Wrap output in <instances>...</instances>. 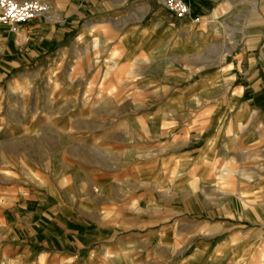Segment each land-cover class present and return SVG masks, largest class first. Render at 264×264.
I'll list each match as a JSON object with an SVG mask.
<instances>
[{
  "label": "rangeland",
  "instance_id": "374dc122",
  "mask_svg": "<svg viewBox=\"0 0 264 264\" xmlns=\"http://www.w3.org/2000/svg\"><path fill=\"white\" fill-rule=\"evenodd\" d=\"M44 1L50 8L35 19L75 20L78 27L45 56L0 72V244H5L3 218L9 213L5 202H10L5 186H28L45 195L53 188L65 205H71L67 195L74 194L88 205L103 206L91 186L120 181L123 189L142 194L132 201L141 232L169 229L163 249L169 264H264V0H187L194 13L182 20L214 37L195 60L205 62L210 51L219 67L213 76L217 89L201 102L231 100L212 106L167 103L196 79L211 77L202 72L182 79L179 50H170L163 78L160 62L139 55L136 69L122 63V52L108 49L92 30L77 37L99 14L140 0H120L105 10L101 0H64L62 16L54 12L55 0ZM152 5L142 23L164 13L171 23L182 21L162 0ZM203 18L205 23L196 26L194 21ZM148 75L161 80L145 90L140 81ZM209 117L222 121L221 132L214 135L209 158L194 162L187 151L200 147L202 132L185 126L197 121L199 127ZM107 203L113 211L123 209ZM221 224L226 228L216 231ZM227 237L229 245L224 240L212 255L196 251L201 241ZM35 254L17 264L49 262Z\"/></svg>",
  "mask_w": 264,
  "mask_h": 264
},
{
  "label": "crops",
  "instance_id": "0c3cea01",
  "mask_svg": "<svg viewBox=\"0 0 264 264\" xmlns=\"http://www.w3.org/2000/svg\"><path fill=\"white\" fill-rule=\"evenodd\" d=\"M117 1L120 0H101L99 5L105 10L107 6ZM63 3L64 0H55L53 4L57 16L64 14ZM152 9V0H140L126 8L108 10L99 14L97 19L88 21L77 37L89 36L91 35L89 30H92L108 49L122 52V63H128L133 67H138L137 61L134 60L139 55L160 62L158 67L162 70L163 78L168 71L166 67L169 68L170 50H179L184 57L180 64L181 78L185 76L186 79L187 76L202 72L211 77L196 79L178 92L180 98H170L167 103L179 100L183 101V106L203 105L205 103L201 102L203 96L217 89L213 76L216 75L214 70L219 67L214 56L209 54L210 51L205 62L195 59L197 54L214 41V37L201 35L197 30L199 28L193 26L190 21L184 20L193 15L194 9L189 16L180 19L182 21L177 24L171 23L166 13L157 19L142 23L141 20ZM223 13L226 14L225 10ZM205 20L206 18H203L194 22L199 26L204 24ZM77 27L78 23L75 20L65 24L60 20L44 18L18 25L15 33L1 27L0 72L17 70L21 65L45 56L50 48L55 47L56 44H63L66 36L73 31L76 33ZM177 30L182 31L178 36L174 34ZM220 31L217 25L215 32ZM133 70L132 73L136 72ZM147 77L140 81L141 87L145 90H150L152 88L150 85L161 80L155 75ZM206 101L210 102L204 105L212 106L219 102L230 103L231 100L227 97L213 102ZM196 122L187 123L185 129L190 131L192 128H197L202 132L203 142L200 147L197 150L187 151L193 156L194 162H199L209 158L210 147L213 141H216L214 135H220L219 124H222V121H215L209 117L199 127ZM218 140L222 142L225 138L221 137ZM98 183L96 186H91L89 191L95 195V198L103 201L101 202L103 206L88 205L74 194L67 195L66 202H70L71 205H65L63 197L52 187L50 188L53 190H49V195H45L38 191L32 192L28 186L18 184L5 186V201L10 202H5V209L9 213H5L3 218L5 244H0V247L5 249V257L0 259V263L17 264L34 252L40 259L49 258V262L44 261V264H169L163 253L165 245L168 244L165 234L169 229L150 227L147 231L141 232L138 217L132 214L137 211L136 203L132 201L139 200L142 194L134 189H123L121 185L123 182L120 181H111L107 187L100 184L103 181ZM107 201L114 202L113 205L117 206L120 204L123 209L118 211L119 208H115L113 211ZM51 203L55 205L48 209ZM110 210L114 214H111ZM112 219H114L113 224H111ZM216 228V231L223 230L226 224ZM158 236H160L159 241L153 245V240ZM224 240L228 246L230 243L228 237L214 243L201 241L196 251L212 255ZM79 256H81L80 260H78Z\"/></svg>",
  "mask_w": 264,
  "mask_h": 264
},
{
  "label": "built area",
  "instance_id": "2783aa9c",
  "mask_svg": "<svg viewBox=\"0 0 264 264\" xmlns=\"http://www.w3.org/2000/svg\"><path fill=\"white\" fill-rule=\"evenodd\" d=\"M163 6L176 18L182 19L191 14L187 0H162ZM44 0H0V28L6 27L15 33L20 23L33 20L49 10Z\"/></svg>",
  "mask_w": 264,
  "mask_h": 264
}]
</instances>
